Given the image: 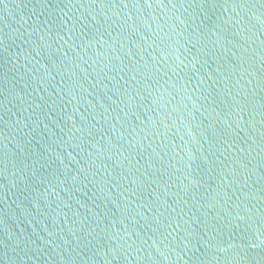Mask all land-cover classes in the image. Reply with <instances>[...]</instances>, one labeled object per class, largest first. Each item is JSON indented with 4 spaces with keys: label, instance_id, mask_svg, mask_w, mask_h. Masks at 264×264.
I'll return each instance as SVG.
<instances>
[{
    "label": "water",
    "instance_id": "1",
    "mask_svg": "<svg viewBox=\"0 0 264 264\" xmlns=\"http://www.w3.org/2000/svg\"><path fill=\"white\" fill-rule=\"evenodd\" d=\"M0 264H264V0H0Z\"/></svg>",
    "mask_w": 264,
    "mask_h": 264
}]
</instances>
